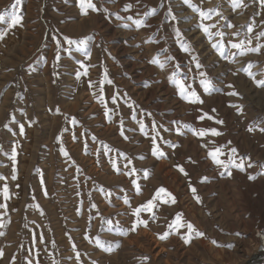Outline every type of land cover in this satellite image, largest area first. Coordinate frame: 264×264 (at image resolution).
Instances as JSON below:
<instances>
[{"label": "rangeland", "instance_id": "rangeland-1", "mask_svg": "<svg viewBox=\"0 0 264 264\" xmlns=\"http://www.w3.org/2000/svg\"><path fill=\"white\" fill-rule=\"evenodd\" d=\"M93 2L0 0V264H264V0Z\"/></svg>", "mask_w": 264, "mask_h": 264}, {"label": "snow or ice", "instance_id": "snow-or-ice-1", "mask_svg": "<svg viewBox=\"0 0 264 264\" xmlns=\"http://www.w3.org/2000/svg\"><path fill=\"white\" fill-rule=\"evenodd\" d=\"M16 2H17V4H19V3H20V0H16ZM185 2H186V3H189V5H190L191 7H193V10H194V11H197V12L199 13V15H200V17H201L202 20L205 19V18H208V14L205 13L204 11H201L200 9L196 8L194 5H191V4H190V0H185ZM233 6H234V7H235V6H239V0H233ZM79 7H80L81 13H82L83 15H87L88 12H89V10H91V11H93V12H98V11H99V9L97 8V6H96V4L93 2V0H79ZM130 8H131V5H127L126 8H125V10H129ZM151 14H155V9H152ZM118 18H119V17H118ZM3 19H4V17H3V16H0V20H3ZM128 19H129V20H132L133 18L130 16V17H128ZM21 23H22V16H20V15L17 14V15H14V16L12 17V20H11V26H12V27H15L16 25H19V24H21ZM133 23H135V24L137 25V27H140V26H144L145 21H144V20H141V19H136V20H133ZM200 27H201L202 31H203L205 34H207V35L209 36V38H211V36L213 35V33L210 31V26H206V25H204L203 23H201ZM249 31H251V28H249ZM4 35H5V33H0V39H2ZM215 35H221V36H222L223 34L217 32V33H215ZM260 35H264V33H260ZM67 43H68L69 45H72V44L77 43V41L72 40V39H68V40H67ZM79 43H80V44H83L84 41L81 40V41H79ZM59 44H60V42L57 41V45H58V47H59ZM217 46H218V45H216V44L213 45V47H217ZM231 47L234 48V49H241V50H242V49H243V42L241 41L240 43H232V44H231ZM249 50H250V51H259L258 48H257V49H249ZM223 52H224V49H223L222 46H220V53H221V55H223ZM242 54H243V52H242ZM153 63H157L158 66L161 67V68L164 67V63H161V62L159 61L158 58L155 59V60H153ZM197 67H199V65H197ZM202 75H203V74H202ZM249 75H252V73H249ZM173 82H174V83L176 84V86L178 87V89H179V93H180V95H181L182 98H184V99H190V102H192V103H196V102H200V103H202V101L200 100L198 94H197L194 90L191 91V92L188 91L187 87H186L185 84H184V81L173 79ZM109 83H110V81H109ZM258 83L264 85V81H260V82H258ZM201 86L203 87V89H204L205 92H210L211 87H212V86H211V82H210V81H205V80H202V81H201ZM228 94H229V95H237V93H234V92H232V93H228ZM102 99H103V98L101 97V100H102ZM113 100H115V97H113ZM233 106H234V105H233ZM213 111H215V110L213 109ZM106 115H107V113H106ZM206 116H207V113H205L204 116H201L200 119L202 120V119H204ZM208 118H209V119H213L212 117H208ZM214 122H216V123H221V124L223 123V121H219V120H216V121H214ZM143 127H144V125L141 124V128H143ZM251 130H252V129L249 128V131H251ZM153 131H155V126H153ZM193 131H194V134L199 135V136H201V137H203L204 135L208 134L209 132H210L212 135H220V134H221V133H219L216 129H201V130H199L198 132H197L196 130H193ZM261 131H264V129H261ZM20 133H21V134L24 133V127H23V125L20 126ZM153 144H155V137H153ZM236 151H237V150H236L235 148H232V149H231V152H232V153H236ZM220 153H221V149H219V148H217V149H215L214 151H212V152L209 153V155L211 156V158L213 159V161H214L217 165H221V166H223L225 169H228L229 166H231V167H235V168H237V169H239V170H241V171L244 170V168H245V164H244L243 159H241L240 162L237 163L234 159H232V158L230 157L229 160H228V162L225 163V161H223V160H221V159L218 158V154H220ZM152 154H153V155H156V156H162V155H163V153L159 150V147H158V146H154V147H153V149H152ZM65 155H67L66 152H65ZM11 159L13 160V162H15V159H16V153H15V150H14V149H13V152H12ZM177 167H180V166H177ZM248 167H252V165H251V164H248ZM180 171H181V172H184V169H183L182 167H180ZM230 174H231V173H230V171H229V175H230ZM145 175H147V173H145ZM0 179H4V178H3V177H0ZM12 179L15 180V179H16V176L13 175ZM204 179L206 180V178H204ZM249 179H255V177L250 176ZM192 191L195 192V189H192ZM161 193L165 194V195L168 196V197H171V194H170V193H167V191H166L163 187H161V188L158 190V192L156 193V197H159ZM2 194H3V198H4L5 200L9 199V189H8V187H7L6 184L3 186ZM156 197H154V199H155ZM197 199L199 200L198 197H197ZM126 202H127V201H126ZM171 202H172V203H175V199L172 198V199H171ZM0 207H6V205H4V204H0ZM153 207H154L153 200H149V201L147 202V204L143 206V210H144V211H147V212L150 213V212H152ZM141 210H142L141 208H137V209L134 210V215H135L138 219H137V221H136L135 223H133V225H132V227H131V229H130L131 231H135L136 228H137V226H138L139 224H143L144 226H147V221H145V220H140V219H139V214H140ZM181 216H182V214H177L175 220L172 222V224L169 225V228H174V230H178L179 228L184 227L185 225L181 223ZM186 227H187V229H188V233H189V234H191L192 232H196V235H197V236H201V237H202V236L204 235V233H201V232L197 231V230L194 228V226L192 225L191 222H187V223H186ZM120 234H121V235H125L126 233H125V232H121ZM168 235H169V232H165V233H163L162 235H160L159 238L163 240V239H166V238L168 237ZM236 235H237V236H240L241 234H240V233H236ZM182 238L185 239V243H188V242H189L188 237H182ZM100 243H101V242L98 240V241H97V245L99 246ZM213 243H216V242L213 241ZM218 246H219V245H218ZM230 246H231V245H230ZM115 247L118 248V247H119V243H117V244L115 245ZM104 250H105V251H108V252H111V251L114 250V248L111 247V246H109V247L104 248ZM0 255H2V253H0ZM77 257H79V253H77ZM147 259H148V257H144V260H147ZM29 264H31V262H29Z\"/></svg>", "mask_w": 264, "mask_h": 264}, {"label": "crops", "instance_id": "crops-1", "mask_svg": "<svg viewBox=\"0 0 264 264\" xmlns=\"http://www.w3.org/2000/svg\"><path fill=\"white\" fill-rule=\"evenodd\" d=\"M1 231H2V228H0V233H1ZM7 245V241H6V239H3V240H0V247H5Z\"/></svg>", "mask_w": 264, "mask_h": 264}, {"label": "bare ground", "instance_id": "bare-ground-1", "mask_svg": "<svg viewBox=\"0 0 264 264\" xmlns=\"http://www.w3.org/2000/svg\"><path fill=\"white\" fill-rule=\"evenodd\" d=\"M263 233H264V228H263ZM260 234V235H258V239H259V241H260V245H261V241H263L264 240V234ZM263 246V245H262ZM264 247V246H263ZM260 260V259H259Z\"/></svg>", "mask_w": 264, "mask_h": 264}, {"label": "built area", "instance_id": "built-area-1", "mask_svg": "<svg viewBox=\"0 0 264 264\" xmlns=\"http://www.w3.org/2000/svg\"><path fill=\"white\" fill-rule=\"evenodd\" d=\"M263 229H260L259 231H258V233H257V235H260V234H262L263 233V231H262ZM264 234V233H263Z\"/></svg>", "mask_w": 264, "mask_h": 264}, {"label": "water", "instance_id": "water-1", "mask_svg": "<svg viewBox=\"0 0 264 264\" xmlns=\"http://www.w3.org/2000/svg\"><path fill=\"white\" fill-rule=\"evenodd\" d=\"M260 249H264V247L262 245H260Z\"/></svg>", "mask_w": 264, "mask_h": 264}]
</instances>
